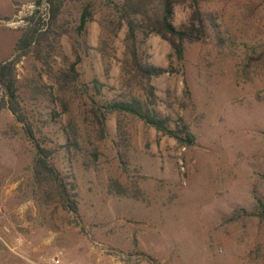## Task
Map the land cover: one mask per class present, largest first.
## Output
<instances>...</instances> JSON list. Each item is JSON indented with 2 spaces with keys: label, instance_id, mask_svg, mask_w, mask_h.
I'll use <instances>...</instances> for the list:
<instances>
[{
  "label": "rangeland",
  "instance_id": "rangeland-1",
  "mask_svg": "<svg viewBox=\"0 0 264 264\" xmlns=\"http://www.w3.org/2000/svg\"><path fill=\"white\" fill-rule=\"evenodd\" d=\"M62 1L53 30L66 32L55 42L54 67L79 56V80L103 83L100 106L136 92L123 68L126 25L102 49V20L112 1L123 0ZM87 1L94 19L80 31ZM189 5L177 2L175 26L188 21ZM50 7L49 0H0V63L16 58L26 29L50 25ZM202 8L217 27L210 41L186 43L183 60L160 35L147 39L150 61L170 69L152 80L158 109L173 126L183 118L194 144L118 112L107 115L100 139L80 99L70 112L59 104L56 115L45 99L23 102L51 161L76 184L77 213L33 195L35 144L0 84V264H264V0H209ZM44 67L30 52L17 61V76L51 86ZM72 118L79 149L66 145ZM114 180L127 196L110 187Z\"/></svg>",
  "mask_w": 264,
  "mask_h": 264
},
{
  "label": "trees",
  "instance_id": "trees-1",
  "mask_svg": "<svg viewBox=\"0 0 264 264\" xmlns=\"http://www.w3.org/2000/svg\"><path fill=\"white\" fill-rule=\"evenodd\" d=\"M207 1L209 0H190L189 19L180 26H175L173 23L174 8L180 0H123L122 3L112 1L107 16L102 20L105 34L102 39L104 44L102 49H106L109 39L117 34L119 28L126 25L127 58L123 68L128 76V84L134 85L137 91L124 95L122 98L107 99L103 106H100L101 102L98 98L102 94L103 83L97 78L91 83L79 80L77 70V65L81 61L79 56L76 61L69 63L66 67L55 68L50 61L57 52L55 42L58 43V39L66 30L62 32L53 30L62 12L63 1L49 0L50 25L44 29L37 22L26 29L17 42L16 58L0 63V84L7 96L6 105L23 124L27 135L35 144L32 192L39 203L46 206L53 205L74 213L79 210L76 184L55 166L51 161L53 150L43 145L36 136L34 119L23 103L27 100L41 99V102H44L43 99L47 100L52 114L56 115L59 104L65 112H70L74 101L80 99L78 110L80 114L91 116L92 124L97 128L100 139L106 136L107 115L118 112L133 115L163 135L176 138L181 144L187 146L194 144V135L183 118L180 119V123L173 126V119L158 109V96L152 80L169 72L170 69L150 61L147 39L152 34L160 35L170 43L171 55L176 56L179 61L183 60L186 43L210 41L211 34L217 27L216 21L202 8V2ZM93 19V3L87 1L80 17L79 30H85L87 24ZM30 52L45 65V73L49 79L53 80L51 86L38 78L25 82L19 80L16 71L17 61ZM62 58L66 60L67 57L62 55ZM138 91H143L146 97L139 95ZM73 121V118L69 120L66 145L79 149L81 134L73 127ZM110 187H118L119 195H128L127 189L117 180L112 181ZM258 206L259 215L264 217V201L259 199ZM146 256L154 260L150 255Z\"/></svg>",
  "mask_w": 264,
  "mask_h": 264
},
{
  "label": "built area",
  "instance_id": "built-area-1",
  "mask_svg": "<svg viewBox=\"0 0 264 264\" xmlns=\"http://www.w3.org/2000/svg\"><path fill=\"white\" fill-rule=\"evenodd\" d=\"M56 262H57V263H59V262H60V260H59V259H56Z\"/></svg>",
  "mask_w": 264,
  "mask_h": 264
}]
</instances>
